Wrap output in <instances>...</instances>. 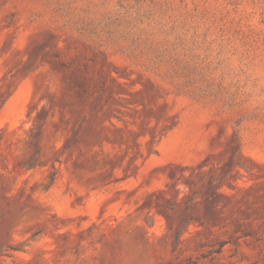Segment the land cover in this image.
<instances>
[{"label":"rangeland","instance_id":"374dc122","mask_svg":"<svg viewBox=\"0 0 264 264\" xmlns=\"http://www.w3.org/2000/svg\"><path fill=\"white\" fill-rule=\"evenodd\" d=\"M0 264H264V0H0Z\"/></svg>","mask_w":264,"mask_h":264}]
</instances>
